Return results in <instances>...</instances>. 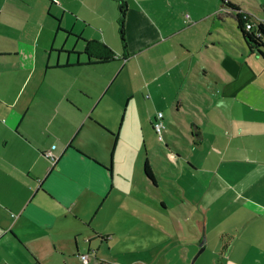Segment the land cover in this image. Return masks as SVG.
Listing matches in <instances>:
<instances>
[{
	"label": "crops",
	"instance_id": "1",
	"mask_svg": "<svg viewBox=\"0 0 264 264\" xmlns=\"http://www.w3.org/2000/svg\"><path fill=\"white\" fill-rule=\"evenodd\" d=\"M71 1L0 0V264H51L58 219L92 226L93 235L77 234L88 252L111 231L130 239L146 223L163 232L156 245L182 247L178 259L157 249L153 264H264V54L250 48L235 14L215 6L182 22L179 0H125L120 48L104 31L76 30L84 14ZM214 17L236 22L245 51L218 38ZM62 31L82 48L56 46ZM89 38L118 59L90 63ZM144 91L150 105L140 104ZM158 112L171 126L165 148L151 132ZM53 144L54 165L44 154ZM143 194L149 204L139 208Z\"/></svg>",
	"mask_w": 264,
	"mask_h": 264
},
{
	"label": "rangeland",
	"instance_id": "2",
	"mask_svg": "<svg viewBox=\"0 0 264 264\" xmlns=\"http://www.w3.org/2000/svg\"><path fill=\"white\" fill-rule=\"evenodd\" d=\"M86 1L90 9L84 7V5L82 4L79 6V1L77 0L70 2V4L73 3V8L79 7V11L82 14H84V17L82 18L84 22L79 20L76 25V30L84 31L86 34L92 36H97L98 34H100L101 31H104L106 32L109 40L113 44L120 46V48L122 46L123 48L124 45L122 43L120 37V31H119L120 0H86ZM136 1L137 4L140 5H145L144 3H147L146 2L147 0H136ZM179 1H180L179 4L181 5L180 8L182 9L180 12V16L182 17V22H186L187 20L186 14L188 13L191 15V19L194 20L197 17H199V14L204 10L215 8V6L219 11H221L224 8L221 0H179ZM181 1H186V2H181ZM235 1L241 4L242 6H244L248 11L253 13L254 15L253 18H257L258 15L261 16L260 4L264 2V0H235ZM151 3L152 2H150L149 4L151 5ZM182 3L183 4L185 3L186 6L184 7ZM137 4H134V16L139 12V9L137 8ZM156 5L159 6L158 3H156ZM183 12L185 13V15H183ZM86 17L88 20L86 19ZM214 19H215L216 27L215 28L213 27V30L215 31V34H218V38L220 40L226 39V41H228L230 45H232L239 51H245L244 49L246 48L244 46L247 47V45L245 44V42H241L237 37V36L241 37V34H239L237 31L236 22H234L233 19L231 20L229 19L228 21L229 23L225 25L219 19H217V17H214ZM48 23H50V21H48ZM59 34L60 36L56 40L53 37V40L56 41V46L65 45L69 48H77V50L78 48H82V41L79 40L78 38L67 36L65 31H62V33L60 32ZM45 40L46 38L41 39V41L43 42ZM49 53L50 52L46 53V55L48 56ZM146 94H147L146 91H144V93H140L141 105H145L143 99L145 102H148V105H150L152 101V98L149 100L148 97H146ZM159 99L161 102L160 97ZM128 100L129 99L127 97L117 98V101L121 102V104L123 105L124 110L127 107L126 103L128 102ZM144 110L147 111L148 109H144ZM154 120H153V127L156 122V118ZM171 122H176V124H178L177 120L174 117ZM166 126L171 128L169 124L168 125L164 124V127ZM150 128H152L151 125ZM154 130L152 129L151 132L155 134L157 138V142H160L162 147L165 148L167 142L163 137L164 128L162 129L161 132H158L155 128ZM147 139L149 140V138ZM137 141L140 142L138 144L144 151L145 148H143L144 146L143 135L142 136L139 135ZM167 162L169 164V161ZM149 198H150L149 195L143 194V199L140 200L141 202L135 200V204L138 205L139 208H146L149 204V202H147L149 201ZM117 200L122 201L124 203H128L127 201H130V199L126 197L117 198ZM110 201H112V199H110ZM54 221H57L55 224L57 226L56 233L58 235L57 238L60 240V242L57 243L59 250L57 252H54L55 254L53 256L51 264H85V261L83 260L81 255L83 253H88L87 243L82 241L83 235L81 236L77 234H79V230L81 228L84 231L85 237L89 235H93L92 226L90 224L89 226L88 223H82V222L80 223L75 222L74 224L70 223L69 225L59 226L61 219ZM74 221H76L75 217L73 218V222ZM93 222L96 225H100V226L104 225V222L100 219V216H97L93 220ZM138 224L134 226V232L132 233V237H130V239L124 236L123 234L124 231H122L121 229H115L111 231L114 232V234L112 235V239L110 240L109 243L94 241L92 243L91 252H89V258H90L89 264H93L94 261L96 260L100 261L96 257L97 254L96 250L98 251V257L106 258V261L109 262V264H153L152 262L153 255L155 254L156 250L161 247L162 250H164L165 254L172 257L173 259H178V254H180V248H182L179 243L173 242V244L170 247H168L166 245L163 246L162 245L163 242L158 241L159 243L158 245H156V241L158 239L161 240L160 236L163 234V232L158 230L154 232L150 230V227H144L146 223H142L139 226ZM72 225L74 227L71 230H69ZM72 231L73 232L76 231L77 233L71 235ZM151 234H154V237H152ZM203 235H205V233H203ZM77 238L79 239V244H80V247L78 249V255L75 244V239ZM66 242L67 244L65 250L62 251L61 248ZM188 246L190 247V245ZM71 250L74 254H76L74 258L70 253ZM197 250H198L197 252L198 254L200 250L199 249ZM220 250H223L224 252V250H226V247L224 248L222 246ZM202 253H203L202 259L206 258L207 256H211L212 254L210 247L206 250L204 249ZM176 264H180V263H176ZM216 264H218V262H216Z\"/></svg>",
	"mask_w": 264,
	"mask_h": 264
},
{
	"label": "trees",
	"instance_id": "3",
	"mask_svg": "<svg viewBox=\"0 0 264 264\" xmlns=\"http://www.w3.org/2000/svg\"><path fill=\"white\" fill-rule=\"evenodd\" d=\"M221 1H222L223 7H225L226 10L227 8L231 9V11L229 12L235 14L238 20V27L241 29L243 36L246 39L250 48L252 50L257 49L261 54H264V50H263L264 43L259 41L256 38L254 32L245 28V24L248 21H250V19L253 18V16L251 14L240 11L238 4L231 0H226V1L221 0ZM119 10H120L119 31H120V37H121L122 43L125 48L127 45L126 31H125V26H124L126 11H127V4L125 0H120ZM257 30L260 32L262 31L264 33V30L261 27H258ZM84 51L90 57V59H92V61H89L90 63H104V62L118 59L119 57L117 52L109 44L97 38L86 39ZM145 173L149 178L154 180V173L152 169L150 168V165L148 162H146V165H145Z\"/></svg>",
	"mask_w": 264,
	"mask_h": 264
},
{
	"label": "built area",
	"instance_id": "4",
	"mask_svg": "<svg viewBox=\"0 0 264 264\" xmlns=\"http://www.w3.org/2000/svg\"><path fill=\"white\" fill-rule=\"evenodd\" d=\"M223 9H225V7ZM262 9H263V15L261 17L251 18L250 21H248L245 24V28L254 32L256 38L259 41L264 43V33L262 31L260 32L257 30L258 27H261L264 30V3H263ZM187 16L189 17V14H187ZM162 116H163L162 112H159L158 118H156V122L154 124V128L158 132H161L162 129L164 128V122L162 120ZM55 147H56V145L53 144L49 149L44 151L45 156L51 161L52 165H54L60 157V154H57L55 152V150H54ZM81 256H82L83 260L85 261V264H89V262H90L89 252L83 253ZM93 264H101V261L96 260V261H94Z\"/></svg>",
	"mask_w": 264,
	"mask_h": 264
},
{
	"label": "water",
	"instance_id": "5",
	"mask_svg": "<svg viewBox=\"0 0 264 264\" xmlns=\"http://www.w3.org/2000/svg\"><path fill=\"white\" fill-rule=\"evenodd\" d=\"M203 239H202V242L200 243V245H203V242H204V240H205V235H203ZM194 263V261L191 263V264H193Z\"/></svg>",
	"mask_w": 264,
	"mask_h": 264
}]
</instances>
